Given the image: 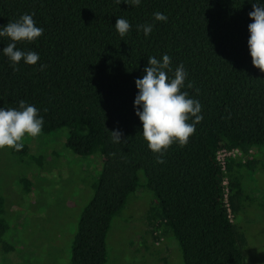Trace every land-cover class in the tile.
Listing matches in <instances>:
<instances>
[{"label":"trees","instance_id":"1","mask_svg":"<svg viewBox=\"0 0 264 264\" xmlns=\"http://www.w3.org/2000/svg\"><path fill=\"white\" fill-rule=\"evenodd\" d=\"M253 2L141 0L135 7L114 0H0V28L34 13L44 29L35 42L17 43L18 50L40 57L36 65L22 60L19 71L2 52L11 41L0 37V108L19 110L24 100L44 118L41 135L67 129L70 152L102 158L93 198L77 224L71 264H107L112 220L140 188V172L156 199L150 225L173 235L184 264H245L248 241L237 225L249 200L242 173L257 170L255 158L264 151V72L253 65L248 45ZM155 12L167 22L156 21ZM118 18L131 24L123 39L115 29ZM143 24L154 25L147 37L137 29ZM164 54L171 58L169 78L184 65L185 85L194 87L182 91L200 102L203 120L189 143L173 144L159 164L142 136L134 101L148 58L162 61ZM41 65L47 67L40 71ZM117 130L120 144L110 136ZM6 149L42 165L26 144L19 152ZM223 150L240 153L227 159L225 170L217 161ZM0 205L2 242L9 225Z\"/></svg>","mask_w":264,"mask_h":264},{"label":"rangeland","instance_id":"2","mask_svg":"<svg viewBox=\"0 0 264 264\" xmlns=\"http://www.w3.org/2000/svg\"><path fill=\"white\" fill-rule=\"evenodd\" d=\"M67 137L63 129L25 139L30 156L42 158L41 166L0 149V203L9 225L0 240V264H71L77 224L93 198L102 158L99 153L74 155L66 147ZM255 159L259 168L242 173L249 200L237 224L248 241L245 264H264V151ZM139 179L140 188L112 220L107 264H184L166 227L155 232L151 227L148 215L156 199L143 172ZM23 181L29 182L28 191Z\"/></svg>","mask_w":264,"mask_h":264},{"label":"clouds","instance_id":"3","mask_svg":"<svg viewBox=\"0 0 264 264\" xmlns=\"http://www.w3.org/2000/svg\"><path fill=\"white\" fill-rule=\"evenodd\" d=\"M114 2L117 5L126 3L135 7L141 4V0ZM252 7L249 17L254 22L248 26L250 32L248 45L253 65L264 72V5L260 0H254ZM34 15L25 13L18 20L10 21L0 28V37L9 38L11 41L2 52L10 60L14 71H19L18 65L22 60L28 65H36L40 59L34 51L25 52L17 49V43H33L43 35L44 29L36 25ZM153 17L156 21L163 22H167L168 19L161 12H155ZM153 27L152 24H143L138 25L137 29L142 30L147 37L152 33ZM115 29L123 39L130 32L131 24L124 18H118ZM148 64L149 66L144 69L146 74L143 78L135 81L139 91L134 105L136 115L143 124L142 136L154 154L156 162L163 164L164 157L173 144L178 143L182 148L189 143L190 137L196 131V125L203 120L202 106L198 100L189 98L188 92L182 91L184 87H194L191 82L185 85L188 74L182 63L174 70L172 78L168 76L169 72H173L169 55L164 54L162 61L150 56ZM46 67L47 65H41L40 71ZM189 120L192 122L189 123ZM44 123L39 110L24 100L19 101V110L0 108V149L21 151L26 138H36L42 133ZM110 136L113 143L122 142L123 133L119 130L110 131Z\"/></svg>","mask_w":264,"mask_h":264},{"label":"built area","instance_id":"4","mask_svg":"<svg viewBox=\"0 0 264 264\" xmlns=\"http://www.w3.org/2000/svg\"><path fill=\"white\" fill-rule=\"evenodd\" d=\"M239 155H240V153H239L238 150H233V151L223 150V151H220L218 153L217 161L219 162V164L222 167V169L225 170L226 164H227V159H229V158H236ZM226 185H227V183L225 182L224 183V186H226ZM226 205H227V208H228V211H229V214H230L229 217H230V219H232L230 207H229V204H228V201L227 200H226Z\"/></svg>","mask_w":264,"mask_h":264}]
</instances>
